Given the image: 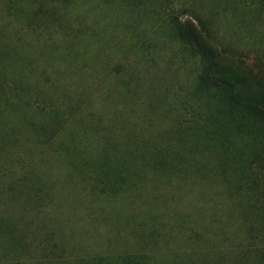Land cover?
Here are the masks:
<instances>
[{
    "label": "rangeland",
    "instance_id": "374dc122",
    "mask_svg": "<svg viewBox=\"0 0 264 264\" xmlns=\"http://www.w3.org/2000/svg\"><path fill=\"white\" fill-rule=\"evenodd\" d=\"M0 264H264V0H0Z\"/></svg>",
    "mask_w": 264,
    "mask_h": 264
},
{
    "label": "trees",
    "instance_id": "16d2710c",
    "mask_svg": "<svg viewBox=\"0 0 264 264\" xmlns=\"http://www.w3.org/2000/svg\"><path fill=\"white\" fill-rule=\"evenodd\" d=\"M205 53V52H204ZM237 97H239V94L237 95Z\"/></svg>",
    "mask_w": 264,
    "mask_h": 264
}]
</instances>
